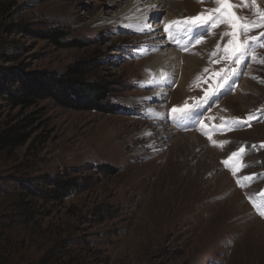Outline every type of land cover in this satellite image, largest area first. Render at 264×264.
<instances>
[{"label": "rangeland", "instance_id": "obj_1", "mask_svg": "<svg viewBox=\"0 0 264 264\" xmlns=\"http://www.w3.org/2000/svg\"><path fill=\"white\" fill-rule=\"evenodd\" d=\"M173 1L176 8L138 30L123 17L132 0H0V79L14 71L63 77L86 63L90 80L110 84L117 106L111 114L76 111L48 99L15 108L0 92V130L31 118L28 142L0 156V181L8 182L0 215L18 210L19 182L70 177L81 184L63 202L31 199L36 217L21 228L26 260L55 256L71 241L69 254L85 264H264V216L254 206L263 208L264 198V26L219 22L226 17L211 11L216 0ZM224 2L238 25L264 12V0ZM202 13L212 19L173 26L171 36L164 30ZM45 31H62L70 46L35 34ZM159 37L175 40L170 47L182 57L165 102L147 99L154 93L145 83ZM244 42L236 63L230 51ZM188 56L199 59L192 72ZM188 73L194 77L182 93ZM145 131L152 136L144 139ZM171 173L179 181L168 180Z\"/></svg>", "mask_w": 264, "mask_h": 264}, {"label": "trees", "instance_id": "obj_2", "mask_svg": "<svg viewBox=\"0 0 264 264\" xmlns=\"http://www.w3.org/2000/svg\"><path fill=\"white\" fill-rule=\"evenodd\" d=\"M23 25V24H22ZM22 31L28 30L21 27ZM37 37L49 40L61 47L70 46L62 44L65 34L62 31L35 32ZM89 69L86 63H78L68 68L65 76L58 74H28L17 71L8 72L0 79V92L15 108H31L40 102L51 99L60 107L76 111H94L97 113H114L117 106L112 102L113 90L105 81H94L88 78ZM264 116V115H263ZM31 118H25L21 122L0 130V156L8 149H16L24 146L31 137L28 129L31 128ZM106 172L107 168H104ZM5 184H8L5 181ZM0 181V194L5 192V185ZM17 198H21L20 204H16V212L0 215V264H85L86 257L71 256L72 250L65 244L63 249L56 247L55 256H42L38 260H26L21 257V249L28 241L27 228L31 227L35 219L32 211V200L38 199L48 202H63L70 199L80 191L81 184L78 179L70 177L43 179L40 182L29 185L19 182L16 184ZM16 196L13 197L16 199ZM8 197V196H5ZM264 208V198L260 201ZM21 230V232H20ZM24 234L26 237L24 238Z\"/></svg>", "mask_w": 264, "mask_h": 264}, {"label": "bare ground", "instance_id": "obj_3", "mask_svg": "<svg viewBox=\"0 0 264 264\" xmlns=\"http://www.w3.org/2000/svg\"><path fill=\"white\" fill-rule=\"evenodd\" d=\"M169 1H172V2H169ZM169 1L168 0H132L131 5L125 9H123V12L125 13L123 15V17L126 19H129L128 24L131 25L132 27H137L138 30H146L147 28L144 27V25H146L147 20L151 16H153V15L159 16L160 14H163L165 12L164 9L167 7L168 8H173V7L176 8L177 7V5H176L177 3H175L173 0H169ZM143 4H144V6H143ZM170 15H171L170 18L176 17L172 14H170ZM166 17L168 18V16H166ZM156 25H157V29H158L160 27V24H156ZM156 42H159V43H153L151 45L153 47H156L157 49H160V50L154 51L157 53L156 57L147 66V70L152 75V79L150 81L145 82V83H147V88L149 90H151L154 94L153 95L151 94L152 96L150 95L151 97H148L147 99L154 97V99H156V102H165L168 100L167 97L169 96V89L172 87V85L174 83L175 74L178 73V71L180 70V63H181L182 57L179 55V53H176L174 51V49H172L168 43H166L163 40V37L162 38L159 37V39ZM162 46H164V48L167 47L168 49L164 50L163 48H160ZM151 49H153V48H151ZM186 62H187L186 68L188 70H190V72H192V70L195 68V65L197 63H199V59L195 56H188ZM190 77H194V76L192 74L190 75L188 73V74H185L184 76L181 77V79L179 81L180 87L178 89L182 93H185V90H186L185 86H186L188 79H190ZM196 77H197V75H196ZM244 85H245V82L243 83V86ZM142 102H143L142 99L139 100V103H142ZM157 117H159L158 114H157ZM160 118L162 119L161 115H160ZM150 135H151V133H149V131H145V133L142 134L141 136H143L144 139H148ZM192 135L193 134H188V135L182 136L180 138H187L188 139L189 136L192 138L193 137ZM176 146L179 147V145L177 143H176ZM180 148L181 147H179V149ZM185 159H186V157H185ZM168 162H167V164H168ZM169 167H171V166H169ZM170 171L172 172V168L170 169ZM171 176L172 177L170 178V175L168 174V180H175V181L178 180L179 181V179H180V178H177L175 175H172V173H171ZM172 185H173V183H172ZM175 185H176V183H175ZM184 190H186V188ZM183 194H185V193H183Z\"/></svg>", "mask_w": 264, "mask_h": 264}, {"label": "snow or ice", "instance_id": "obj_4", "mask_svg": "<svg viewBox=\"0 0 264 264\" xmlns=\"http://www.w3.org/2000/svg\"><path fill=\"white\" fill-rule=\"evenodd\" d=\"M216 3L220 5L219 8H216V9H212L211 11L216 13V12H221V15L223 17H226V19L224 20H220L219 22H226V23H229L230 26H232L233 28H236V27H241V28H244L245 30H250L251 27H254V26H264V12H259V16H260V20L257 21V22H248L246 24H236L235 23V20L237 18L234 17V14L231 13L230 11H228V9H230L232 7V5L230 4H226L224 2V0H216ZM252 3L253 5H255V0H252ZM247 6V5H245ZM224 9V11L222 12L221 10ZM212 19L211 16H208V17H204V14H200L198 15L197 17H189V18H186L185 20L183 21H171L169 24L165 25V32H168L169 35L171 36L172 35V32L169 31L170 28H172L173 26H176L177 28H183L184 26H188V25H195L197 23H206L208 20ZM216 25H213V27H215ZM225 35H233L235 36V32L233 33H225ZM251 40L255 41L257 40L258 38L257 37H250ZM200 41L197 40V43H199ZM233 42L232 41H229V44H232ZM247 47V42H244L242 44H239L237 45L235 48L231 49L230 51V56L229 58H232V57H236V63H239V58H238V54L241 53L242 51H244ZM261 47H264V45H261ZM225 51L226 52H229V49L228 48H225ZM213 55H215V53H213ZM253 58L255 59V53L253 52ZM261 63H264V60H261L260 61ZM187 110V106H185V108H181V109H176L174 108L173 109V112H181V113H184L185 111ZM253 117H249V119H252ZM245 151L244 148H241L239 149V152L237 153H233L232 156L229 157V160L232 159V157H235V156H238L240 155L241 153H243ZM225 164H228V161H224ZM245 179H249L248 177H246ZM239 183V181H238ZM255 207H257V211H259V214L261 216H264V208H261L257 205L254 204Z\"/></svg>", "mask_w": 264, "mask_h": 264}]
</instances>
